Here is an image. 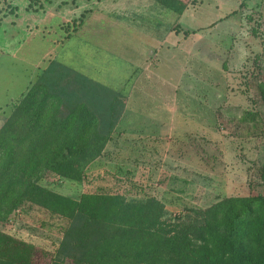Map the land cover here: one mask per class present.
<instances>
[{
	"label": "rangeland",
	"instance_id": "374dc122",
	"mask_svg": "<svg viewBox=\"0 0 264 264\" xmlns=\"http://www.w3.org/2000/svg\"><path fill=\"white\" fill-rule=\"evenodd\" d=\"M198 1L179 18L152 0H0V126L49 59L124 102L80 181L48 175L40 184L72 199L152 197L164 220L224 197L264 195V3ZM85 10L65 39L60 26ZM177 17L194 32H173ZM68 223L22 203L0 222L12 263L71 264L57 254Z\"/></svg>",
	"mask_w": 264,
	"mask_h": 264
},
{
	"label": "trees",
	"instance_id": "16d2710c",
	"mask_svg": "<svg viewBox=\"0 0 264 264\" xmlns=\"http://www.w3.org/2000/svg\"><path fill=\"white\" fill-rule=\"evenodd\" d=\"M152 1L176 15L196 2ZM88 13L60 26L65 39ZM259 89L264 102V82ZM123 107L120 92L49 59L0 126V222L25 202L68 219L57 254L71 264H264L262 194L224 197L164 220L152 197L128 202L118 194L84 193L72 199L39 183L48 175L80 181ZM13 251L12 239L0 233V264H13Z\"/></svg>",
	"mask_w": 264,
	"mask_h": 264
},
{
	"label": "crops",
	"instance_id": "0c3cea01",
	"mask_svg": "<svg viewBox=\"0 0 264 264\" xmlns=\"http://www.w3.org/2000/svg\"><path fill=\"white\" fill-rule=\"evenodd\" d=\"M199 1H200V0H199ZM199 1H198V2H199ZM194 5H195V4H194ZM189 6H193V5H192V4H191V5H188V6L182 11V13L178 15L179 18H181L183 12H185L186 9H187ZM227 14H228V13H227ZM227 14H226V15H227ZM178 17H177V19H176V22L173 23L172 26H170L171 29H172V28H178V30H179L180 33H182L183 30H188V31L194 30V29H188V28H186V27H181V26L179 25V23L177 22V20H179ZM172 31L174 32V30H172ZM160 43H161V42H160Z\"/></svg>",
	"mask_w": 264,
	"mask_h": 264
}]
</instances>
